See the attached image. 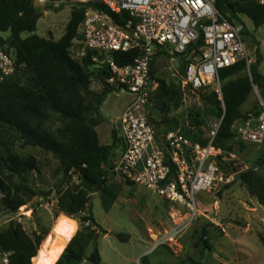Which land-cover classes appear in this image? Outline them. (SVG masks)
Returning <instances> with one entry per match:
<instances>
[{
    "label": "trees",
    "instance_id": "1",
    "mask_svg": "<svg viewBox=\"0 0 264 264\" xmlns=\"http://www.w3.org/2000/svg\"><path fill=\"white\" fill-rule=\"evenodd\" d=\"M214 6L230 21L242 23V18L247 17L256 29L264 26V6L253 0H215ZM95 7L104 9L101 5ZM85 11V6L73 7L63 36L54 40L37 34L41 15L33 0H0V33L8 34L5 42L9 44L8 50L13 52L18 64L16 74L0 87V203L5 213L16 214L33 196L48 198L51 195V192H35L28 185V175L37 170L38 163L34 157L23 158L17 153L14 143L7 139L13 132L23 146L41 148L58 161L62 181L57 193L56 215L62 213L79 220L78 231L55 264H81L84 260L91 264H105L97 241L108 232L96 222L91 200L93 194L99 193L102 206L108 212L120 193V186L110 182V174L114 173L112 161L118 143L117 133L112 131V144L102 145L96 131V127L105 120L101 113L103 103L109 94L117 90L107 84L110 71L94 66V53L88 52L87 56L77 60L71 52L74 40L80 38L79 27ZM113 18L123 23L129 14H113ZM23 34L27 36L22 37ZM246 34L248 30L245 28L243 35ZM202 43L201 37L196 47ZM137 57L136 51L113 54L115 62L122 66L133 64ZM257 58V62L249 66L251 76L248 73L233 78L247 69L246 60L219 71L222 99L215 91L206 88L210 92L203 99L206 107L203 113L191 110L188 114L197 132L180 130L186 137L207 144L202 128L206 116L210 120L222 119L214 142L216 148L222 149L224 142L236 137L233 126L246 119L241 109L253 87L264 89V74L259 70L262 57L258 55ZM93 79L102 83L101 91L91 89ZM184 95L180 85L159 81L151 104L165 115L163 123H170L164 131H160L150 115L159 135L179 130L175 120H169L166 116L181 107ZM53 116L61 121L60 127L50 125ZM218 163L220 167L226 164L222 157H219ZM73 175L78 176L77 181L73 180ZM236 179L264 207V156L258 160L256 169L239 171ZM17 180L21 182L17 183ZM48 233V230H42L29 234L22 224L13 222L0 231V253L7 255V264H34L33 258L38 255ZM208 234V229L204 227L197 244L201 255L213 249ZM115 236L121 242L131 239L127 233ZM261 241L264 243L263 238ZM91 245L93 250L87 255L86 251Z\"/></svg>",
    "mask_w": 264,
    "mask_h": 264
},
{
    "label": "built area",
    "instance_id": "2",
    "mask_svg": "<svg viewBox=\"0 0 264 264\" xmlns=\"http://www.w3.org/2000/svg\"><path fill=\"white\" fill-rule=\"evenodd\" d=\"M33 1L44 8L86 7L80 38L74 40L76 57L82 59L88 52L94 53V66L111 73L108 86L133 98L118 120L123 152L113 159L112 170L134 185L181 206L187 217L168 239L180 236L199 217L198 195L209 192L222 180L218 160L226 158L214 144L222 119L208 121L203 135L206 145L192 141L180 130L159 135L149 112L154 91L153 66L159 56L172 60L177 57L185 62L180 86L184 93L210 88L222 99L219 71L242 60L249 63L245 26L223 17L214 6L215 0ZM253 1L264 6V0ZM122 12L128 13L129 18L119 23L113 14ZM7 37L0 33V87L18 70L16 57L5 42ZM201 37L203 43L196 47ZM132 51L138 52L133 64L122 66L115 62L114 53ZM233 130L236 140L264 145V101L258 118L244 119ZM73 180L77 181L78 176L73 175ZM7 261L6 257V264Z\"/></svg>",
    "mask_w": 264,
    "mask_h": 264
},
{
    "label": "rangeland",
    "instance_id": "3",
    "mask_svg": "<svg viewBox=\"0 0 264 264\" xmlns=\"http://www.w3.org/2000/svg\"><path fill=\"white\" fill-rule=\"evenodd\" d=\"M37 8L40 9L41 15L37 23V34L44 38L59 40L65 32L71 8H45L43 11V6H37ZM242 21L248 30L244 38L249 63L244 72L238 73L233 78L248 74L249 66L257 62L258 55L262 57L259 70L264 74V26L256 29L247 17H243ZM3 34L8 36L6 33ZM26 36L27 34L22 35V37ZM75 44L73 51L71 49L72 56L81 60L76 57ZM184 70L183 60L177 57L174 60L167 56L158 57L152 72L153 92L161 80L169 85L181 86ZM91 86L96 91L102 90V83L97 79H93ZM209 92L206 88L198 91L187 90L181 107L172 110L166 117L169 120H175L178 129L183 132H197L188 114L191 110L203 113L206 108L203 99ZM132 99V96L126 93L113 92L108 95L102 108L105 120L96 128L102 144L111 140V128L114 126L117 115L128 106ZM263 101L264 89L254 86L249 99L241 109L242 113L246 118L252 117L259 111ZM149 112L160 131H164L170 125V123H163L162 119L165 115L160 114L153 104L149 107ZM209 120L210 117L206 116L203 130L207 127ZM50 125L58 128L61 126V121L57 116H53ZM7 139L14 143L21 157H34L37 160L38 168L35 172L29 173L28 185L35 192H51V195L48 198L33 196L16 214L5 213L0 203V231L7 229L11 223L17 222L22 224L29 234L34 231L48 230L46 237L55 239L57 236L53 230L54 226L58 218L64 215L62 213L56 215L57 193L62 181V175L58 169L59 163L51 153L41 148L23 146L22 141L13 132L7 136ZM221 148L223 150L219 149L226 158V164L223 167L219 166L222 180L218 181L209 192L198 195L200 206L198 219L175 239L168 238L170 232L185 221L187 217L185 210L143 186L128 184L115 172L111 173L110 182L120 186V193L110 211L104 210L99 193L93 194L91 200L96 222L108 232L107 235L100 236L97 241L102 262L105 264H192L191 261H195L202 264H264V243L261 241L262 238L264 240V207L236 179L239 171L256 169L258 160L264 156V145L242 143L234 138L224 142ZM20 182L17 180V183ZM74 219L77 222L78 231L79 220ZM204 227L209 231L208 239L213 249L201 255L197 244ZM118 233L130 234V241H119L115 236ZM92 250L93 245L88 247L86 254L90 255ZM6 257L0 253V264H6ZM81 264L91 263L84 260Z\"/></svg>",
    "mask_w": 264,
    "mask_h": 264
},
{
    "label": "bare ground",
    "instance_id": "4",
    "mask_svg": "<svg viewBox=\"0 0 264 264\" xmlns=\"http://www.w3.org/2000/svg\"><path fill=\"white\" fill-rule=\"evenodd\" d=\"M56 238L50 236L43 242L38 255L33 258L34 264H55L77 232V222L74 218L61 215L54 226Z\"/></svg>",
    "mask_w": 264,
    "mask_h": 264
},
{
    "label": "crops",
    "instance_id": "5",
    "mask_svg": "<svg viewBox=\"0 0 264 264\" xmlns=\"http://www.w3.org/2000/svg\"><path fill=\"white\" fill-rule=\"evenodd\" d=\"M160 57V56H159ZM155 62H156V60H155ZM155 64V63H154ZM91 89L93 90V91H96V90H94L93 88H92V86H91ZM96 92H99V90H97ZM185 94V93H184ZM249 99V98H248ZM105 103V102H104ZM103 103V104H104ZM127 106V105H126ZM243 107V106H242ZM102 108H103V105H102V107H101V113H102V115L104 116V114H103V110H102ZM125 109H126V107L122 110V112L119 114V115H117V117H116V119H115V121H114V126L111 128V134H112V131L113 130H115L116 131V133H117V138H118V143H117V146H116V148H115V151H114V153H115V157H118V156H120L121 154H122V152H123V143H122V141H120L119 139H120V130H119V125H118V120L121 118V116H122V114L124 113V111H125ZM104 119H105V116H104ZM99 126V125H98ZM97 126V127H98ZM96 127V128H97ZM97 131V130H96ZM98 133V132H97ZM98 136H99V141H100V143H101V139H100V135H99V133H98ZM109 142V143H108ZM112 142H113V137L111 138V140H107V142L105 143V144H102V145H110V144H112ZM114 157V158H115Z\"/></svg>",
    "mask_w": 264,
    "mask_h": 264
},
{
    "label": "water",
    "instance_id": "6",
    "mask_svg": "<svg viewBox=\"0 0 264 264\" xmlns=\"http://www.w3.org/2000/svg\"><path fill=\"white\" fill-rule=\"evenodd\" d=\"M44 9H45V8H42V11H43ZM249 75L251 76L250 71H249ZM258 116H259V111H257V112L253 115V118H258ZM246 120H248V118H246L245 121H246ZM46 238H47V237H46ZM46 238H45V240H46ZM45 240H44V241H45ZM41 246H42V245H41ZM39 250H40V249H39ZM38 252H39V251H38Z\"/></svg>",
    "mask_w": 264,
    "mask_h": 264
}]
</instances>
